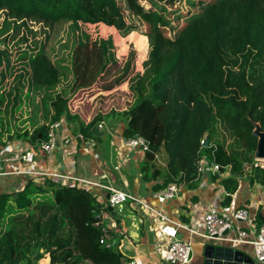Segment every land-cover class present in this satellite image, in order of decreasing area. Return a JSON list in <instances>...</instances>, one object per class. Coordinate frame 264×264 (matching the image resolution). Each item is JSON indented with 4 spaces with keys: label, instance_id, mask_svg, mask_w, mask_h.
Returning a JSON list of instances; mask_svg holds the SVG:
<instances>
[{
    "label": "trees",
    "instance_id": "1",
    "mask_svg": "<svg viewBox=\"0 0 264 264\" xmlns=\"http://www.w3.org/2000/svg\"><path fill=\"white\" fill-rule=\"evenodd\" d=\"M145 1L147 7L141 0H0V35L29 21L50 29L46 44L20 55L27 59L33 96V132L22 138L39 143L50 124L64 119L78 123L74 133L98 141L91 132L104 117L87 125L71 117L68 94L92 89L112 60L110 40L81 36L82 26L102 24L121 38L149 41L148 70L143 85L133 89L134 103L108 113L124 123L123 138L148 142L140 168L144 180L162 178L156 190L179 176L191 183L199 152L206 151L219 174L231 166L234 174L244 171L252 182L264 183V168H247L256 150L255 124L264 132V0ZM65 31L73 35L66 41ZM6 62L7 52L0 49V75ZM205 138L208 146L200 151ZM161 149L163 170L154 162ZM99 208L93 192L49 180L0 194V264H37L44 258L49 264L128 263L116 247L100 243L101 231L92 224Z\"/></svg>",
    "mask_w": 264,
    "mask_h": 264
},
{
    "label": "built area",
    "instance_id": "2",
    "mask_svg": "<svg viewBox=\"0 0 264 264\" xmlns=\"http://www.w3.org/2000/svg\"><path fill=\"white\" fill-rule=\"evenodd\" d=\"M97 127L99 131L105 130L109 133L113 130L104 122H99ZM62 128L63 123L61 120L50 124L46 130V139L37 145L40 152L48 158V168L51 167V163L53 162L51 157L55 149L58 148V144L65 148L80 146L84 154H95L97 146L95 139L84 138L80 133L74 136L66 134L61 136L60 132ZM122 144L128 150L138 151L142 156H145V153L149 151L148 142L141 136L123 138ZM203 144L204 140L202 139L200 141V151L204 147ZM7 145L10 146V143H7ZM154 162L156 167L166 168V164L160 159L158 153L154 155ZM196 164L197 178L204 172L207 165L210 173H219V165L214 160L207 162L206 158L201 156V152H199ZM33 165H35V154L31 149L0 151V177L12 176L21 178L24 180L23 185H21L22 187L28 182L38 184L44 180H49L61 186L75 187L93 192L94 198L100 208L95 212L92 224L101 231L100 243H109L116 247L124 257L127 255L126 245L128 242L126 241L129 240L121 232L116 233L115 230L118 227L114 221V217L130 209L131 211L138 212L139 217L152 224V230L157 237L154 251L162 262L168 264L190 263V254L193 251L192 245L189 241L178 238V235H181L182 232H186L189 236H197L203 242L214 240L236 247H240V245L252 246L256 261H264L257 256V246L264 247V223L260 226L255 224L249 212L251 205L218 207L213 204L204 210L201 220L197 223L192 222L190 225H184L169 219L161 208L165 203L172 201L179 195L181 191L180 185L183 182L180 176L164 188L148 192L149 198L145 199L127 190L115 188L108 181V177L105 174H101L97 180H93L50 169L37 170ZM119 167L116 165L114 167L115 171H118ZM250 167L264 168V159L253 158L252 162L247 164V168ZM225 169L229 170L230 166L225 167ZM104 180H106V183L102 182ZM96 192H100V196ZM108 207L112 208L113 217L110 215L112 212L107 211ZM262 208L264 210V202L262 203ZM260 256H264V251L260 252ZM126 264L138 263L133 259H129Z\"/></svg>",
    "mask_w": 264,
    "mask_h": 264
},
{
    "label": "crops",
    "instance_id": "3",
    "mask_svg": "<svg viewBox=\"0 0 264 264\" xmlns=\"http://www.w3.org/2000/svg\"><path fill=\"white\" fill-rule=\"evenodd\" d=\"M61 121L63 123V128L60 132L61 136L78 134V132H73L71 123L64 119ZM83 124L87 125L88 121ZM110 127L113 129L111 133L105 130L100 131L103 133L102 136L108 133V147L101 148L99 141H96L97 146L93 155L84 154L80 146L69 147V157H66L62 152L61 154L58 152L55 154L54 152L51 157L53 162L49 168L47 164L48 158L40 152L37 147L38 143L31 145L24 139L14 138L13 140H7L0 136V151L31 149L35 154L34 168L37 170L50 169L72 176L92 179H97L101 174H105L108 177V181L115 188L127 190L148 199V192L157 191L155 188L162 185L163 179L157 177L144 180L140 172L144 156L136 150H128L123 146L122 129L124 126L122 124H115V126ZM7 143H10V146ZM58 145V148H61L62 145ZM158 154L160 159L166 163V155L162 149ZM207 162L210 161L207 160ZM116 165L120 166L118 171L114 169ZM208 168L207 165L204 172L195 181L191 183L183 181L180 185L181 191L179 195L161 206L168 218L180 224L190 225L192 222L197 223L201 220L204 210L213 204L218 207L251 205L249 210L251 217L257 226L262 225L264 223V210L262 208L264 183L252 182L251 176L244 173V171L241 175L234 174L231 171V166L229 170L225 169L222 174L210 173ZM127 174L130 181H128ZM23 182V179L12 176L0 177V194L18 193L23 189L21 186ZM102 182L106 183V180ZM128 187L130 190H128ZM96 194L100 196L101 193L96 192ZM228 196H230L229 202H227ZM153 204L157 206L155 202ZM128 210L131 211L130 209ZM135 213V221L131 215L114 217L118 227L115 230L116 233L121 232L129 240L126 241L128 242L126 245V259H133L138 264H168L162 262L154 251L157 237L152 230V224L139 217L138 212ZM110 215L113 217L112 213ZM125 219L128 220V223ZM181 238L191 243L194 256L189 264H196L197 254L200 251L203 240L194 235L189 236L186 232L181 233ZM240 248L245 253L254 255L252 246L240 245ZM43 262L48 264V259H44Z\"/></svg>",
    "mask_w": 264,
    "mask_h": 264
},
{
    "label": "rangeland",
    "instance_id": "4",
    "mask_svg": "<svg viewBox=\"0 0 264 264\" xmlns=\"http://www.w3.org/2000/svg\"><path fill=\"white\" fill-rule=\"evenodd\" d=\"M141 4L148 6L145 0H141ZM166 6L168 7L169 5L166 3ZM2 20L3 16H0V23ZM49 32L50 29L45 27L42 22L29 21L25 26L14 30L10 29L7 33L0 35V49L6 51L8 56V62L5 63L2 70L3 74L0 75V94L4 96V99L0 101V136L7 140L18 139L19 137L23 139L22 136L26 132L29 134L33 132L30 121L32 116L31 97L33 96L29 94L31 81L28 74H26V70L28 71L29 67L26 65L27 59H21L20 55L24 50L29 53L35 52L36 44H46L45 38ZM67 36L72 37L73 35L70 31H65L62 34V39L66 41ZM81 36L89 40H110L112 42L110 49L112 60L104 75L92 89L69 92L68 112L71 117L76 116L78 121L82 123L87 121L89 123L97 115H102L104 120L101 122L106 123L108 127L115 126V124L123 125V122L119 119V121L113 119L108 116V113L110 111L121 112L134 103L135 91L133 89L136 88V85L138 87L143 85V77L146 76L148 70L149 41L148 39L144 41L139 38H121L115 29L103 27L102 24L82 26ZM62 62L69 68V62L64 60ZM124 75L125 79L114 89L110 91L103 90L104 86L112 85L116 79ZM21 87L23 88L22 93L18 92ZM9 94L10 96L8 97ZM17 96L19 98L16 99ZM43 123L40 121L39 125ZM71 126L74 129L78 127V123L72 122ZM98 141L101 148L108 147V133L100 137ZM57 152L60 154L62 152L66 157H69L70 154L69 147L61 146V148H56L55 154ZM206 153L204 151L203 155L207 160H211V157L207 156ZM128 181H130L129 175ZM128 190H130L129 187ZM127 215H131L133 220H136L134 211L126 210L118 216L126 217ZM126 222L128 223V220ZM44 259L37 262V264H44ZM82 264L91 263L84 262Z\"/></svg>",
    "mask_w": 264,
    "mask_h": 264
},
{
    "label": "water",
    "instance_id": "5",
    "mask_svg": "<svg viewBox=\"0 0 264 264\" xmlns=\"http://www.w3.org/2000/svg\"><path fill=\"white\" fill-rule=\"evenodd\" d=\"M92 135L96 138L102 136L97 125L92 129ZM253 137L257 139L256 150L254 152L255 159H264V132L258 124H255L252 132ZM204 147L208 146V139L204 140ZM108 212H112V208H107ZM112 214H114L112 212ZM181 238V235H178ZM193 251L190 254L192 260ZM196 264H264L257 262L254 255H250L241 250L240 247L219 243L214 240H206L202 243L199 253L197 254Z\"/></svg>",
    "mask_w": 264,
    "mask_h": 264
},
{
    "label": "clouds",
    "instance_id": "6",
    "mask_svg": "<svg viewBox=\"0 0 264 264\" xmlns=\"http://www.w3.org/2000/svg\"><path fill=\"white\" fill-rule=\"evenodd\" d=\"M261 251H264V247L258 245L257 246V256L259 257V259L264 260V256H260Z\"/></svg>",
    "mask_w": 264,
    "mask_h": 264
}]
</instances>
